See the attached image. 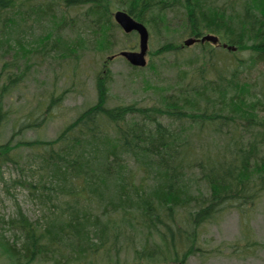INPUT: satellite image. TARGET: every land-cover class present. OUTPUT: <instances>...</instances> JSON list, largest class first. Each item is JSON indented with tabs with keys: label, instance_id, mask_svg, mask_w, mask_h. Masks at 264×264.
Wrapping results in <instances>:
<instances>
[{
	"label": "trees",
	"instance_id": "trees-1",
	"mask_svg": "<svg viewBox=\"0 0 264 264\" xmlns=\"http://www.w3.org/2000/svg\"><path fill=\"white\" fill-rule=\"evenodd\" d=\"M113 8L165 37L149 64L128 63L132 70L157 71L155 59L174 58L176 87L158 105L110 107L112 72L104 70L96 76L97 103L55 140L0 144V172L19 164L18 149L40 148L25 162L39 164L26 188L52 206L41 222L21 211L0 220L14 232L11 243L0 235V250L15 264H81L102 256L120 263L130 255L133 264H185L200 251L207 225L264 193V0H0V57L16 50L17 60L35 44L76 56L88 43L113 55L118 35L126 42L119 49H135L128 42L135 33L122 31ZM45 27L35 42H25ZM207 34L218 44L196 43L186 57L182 38ZM9 65L14 70L6 74ZM15 65L13 59L0 70V129L9 116L6 101L27 74ZM62 99H51L20 127L42 126ZM216 136L224 138L219 150L208 141Z\"/></svg>",
	"mask_w": 264,
	"mask_h": 264
},
{
	"label": "rangeland",
	"instance_id": "rangeland-1",
	"mask_svg": "<svg viewBox=\"0 0 264 264\" xmlns=\"http://www.w3.org/2000/svg\"><path fill=\"white\" fill-rule=\"evenodd\" d=\"M118 10L121 9L113 8V15ZM147 28L150 33L147 54L149 64L152 59L149 56L150 53L165 43V37ZM49 30L48 27L40 28L34 31L25 42H35L38 36ZM64 33L66 37L72 38L68 30ZM85 34H89V31ZM117 39L119 40L113 55L95 51L88 43V48H79L76 56L71 53L68 55L69 53L63 50L58 53H54L51 49L40 51L41 47L35 44L37 48L33 53H21L17 60L13 58L16 50L3 59L0 57V70L13 59L16 61L15 66H18L21 72L26 71L27 68V74L18 89L6 101L9 116L0 129V144H6L10 139L13 140V145L20 142L55 140L78 115L97 103L96 76L99 72L103 74L104 70L112 72L108 102L110 107L134 103L144 107L160 104L165 93H169L176 87V71L180 65L174 64V58L164 62L155 59L154 65L157 71L150 69L134 72L123 57L115 56L110 59L120 51L126 50L119 49L123 43H126L122 40L123 37L118 35ZM187 39L188 37H183L180 43L188 49L190 46L185 45ZM138 40L137 34L128 40V42H135L136 45L135 49L130 50H138ZM190 49L185 52L186 57L193 54ZM106 61L109 63L107 68L103 69ZM13 70L14 68L9 65L6 68V74L12 73ZM60 95H63V99L54 104L45 124L27 130L20 127L21 124L40 117L50 100ZM223 139L220 140L216 136L208 141L211 143V148L219 150L223 145ZM39 150L40 148L27 147L18 149L14 154L16 153L15 159L19 161V164L10 163L2 167L0 220L8 221L11 218H17L18 212L21 211L31 222H41L46 209L52 210L51 203L48 207H43L26 188L33 180L35 169L39 167V164L35 161L25 162ZM0 235L4 236L9 243L13 241L14 232H10L9 227L3 228L0 225ZM1 241L2 237H0ZM199 247L200 251L189 256L185 264H264V193L254 204H248L240 209L231 207L217 221L207 225L203 230ZM117 262L102 256L98 259L87 258L81 264H133V257L130 255L122 259L120 263ZM0 264L15 263L4 257L0 250ZM33 264H54V262L46 263L38 260Z\"/></svg>",
	"mask_w": 264,
	"mask_h": 264
},
{
	"label": "water",
	"instance_id": "water-1",
	"mask_svg": "<svg viewBox=\"0 0 264 264\" xmlns=\"http://www.w3.org/2000/svg\"><path fill=\"white\" fill-rule=\"evenodd\" d=\"M114 19L116 23L123 29V31L127 34L136 32L139 37V45L138 50H126L121 51L119 56L125 58L132 66L134 67H146L147 65V54L149 50V38L150 34L147 27L135 20L131 17L127 12L123 10H118L114 13ZM205 43L211 42L213 44H218L219 38L215 35L208 34L203 36L200 39L196 38H188L185 40L186 46H193L196 43ZM225 48H229L230 50H235V47H228L226 44L224 45ZM111 57L110 59H113ZM167 264H176V263H167Z\"/></svg>",
	"mask_w": 264,
	"mask_h": 264
}]
</instances>
